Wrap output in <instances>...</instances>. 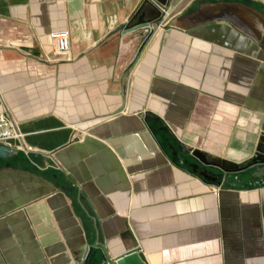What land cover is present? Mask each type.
I'll list each match as a JSON object with an SVG mask.
<instances>
[{
  "label": "crops",
  "instance_id": "0c3cea01",
  "mask_svg": "<svg viewBox=\"0 0 264 264\" xmlns=\"http://www.w3.org/2000/svg\"><path fill=\"white\" fill-rule=\"evenodd\" d=\"M143 3L0 0L30 38L0 49V108L31 150L0 159V264H264L261 166L218 187L182 154L264 163V0H169L125 33Z\"/></svg>",
  "mask_w": 264,
  "mask_h": 264
},
{
  "label": "water",
  "instance_id": "95a60500",
  "mask_svg": "<svg viewBox=\"0 0 264 264\" xmlns=\"http://www.w3.org/2000/svg\"><path fill=\"white\" fill-rule=\"evenodd\" d=\"M169 0H144V3L141 7V10L135 20L130 22L126 28L125 33H149L151 32V27L156 23L157 19L160 17V14L155 7V4L160 6H166ZM154 11L157 13L156 17L147 19L148 13ZM183 158L186 159L187 156L190 157L194 163H189V168L191 173L200 177L203 181L216 185L218 187L223 186L224 184H229L230 175L234 173H242L248 170L255 168L256 166H262L259 174L264 175V163L263 162H254L251 165L244 168H229L226 164H221L209 160L204 154L199 151H183ZM16 157V151L0 146V159L8 160ZM109 261L104 257L100 256L98 258L96 250L87 251V254L81 264H107ZM111 264H147L143 254L138 252H133L123 257L118 258L115 261H112Z\"/></svg>",
  "mask_w": 264,
  "mask_h": 264
},
{
  "label": "built area",
  "instance_id": "2783aa9c",
  "mask_svg": "<svg viewBox=\"0 0 264 264\" xmlns=\"http://www.w3.org/2000/svg\"><path fill=\"white\" fill-rule=\"evenodd\" d=\"M53 43L55 60L65 61L68 59L71 50V34L69 31L50 34ZM30 38L13 28L10 31H4L0 28V49L22 50L29 46ZM0 146L10 148L14 151L30 153V149L22 144V136L16 128V124L10 117L5 108H0Z\"/></svg>",
  "mask_w": 264,
  "mask_h": 264
},
{
  "label": "flooded vegetation",
  "instance_id": "af4514ba",
  "mask_svg": "<svg viewBox=\"0 0 264 264\" xmlns=\"http://www.w3.org/2000/svg\"><path fill=\"white\" fill-rule=\"evenodd\" d=\"M261 167H262V166H261ZM260 169H261V168H259V170H258L257 174H259V171H260Z\"/></svg>",
  "mask_w": 264,
  "mask_h": 264
}]
</instances>
